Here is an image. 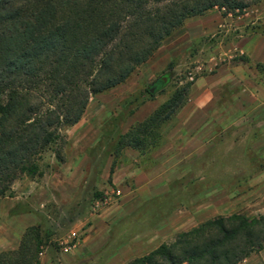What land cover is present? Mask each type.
I'll return each mask as SVG.
<instances>
[{
    "label": "rangeland",
    "instance_id": "1",
    "mask_svg": "<svg viewBox=\"0 0 264 264\" xmlns=\"http://www.w3.org/2000/svg\"><path fill=\"white\" fill-rule=\"evenodd\" d=\"M239 18L245 20L242 28L232 26L214 37L196 40L189 50L173 55L168 50L174 47L177 32L158 52L157 60L168 62L166 67L152 76L145 64L126 84L91 98L82 121L64 133L65 162L59 163L52 153L41 162L44 175L34 182L45 189L52 181L59 186L55 197L43 199V208L36 211L23 200L0 201V210L10 211L11 217L35 214L43 232L51 235V245L40 256L41 264L46 253L54 264H67L62 254L66 240L72 237L76 243L103 214L112 216V249L102 259L88 258L90 261L80 264H103L128 244L151 253L162 244L173 243L179 234L218 217L264 216V75L257 63L233 48L242 38H264V5ZM212 58L217 59V67L247 65L255 76L247 85L220 88L211 119L212 135L201 142L190 135L172 140L178 127L175 117L163 128V141L155 150L118 152L119 137L130 128V116L146 103L163 105L178 89L214 73L209 67ZM165 78L167 86L150 99L147 89ZM256 91L261 96L259 102L252 96ZM160 233L162 238H158ZM241 264H264V250Z\"/></svg>",
    "mask_w": 264,
    "mask_h": 264
},
{
    "label": "trees",
    "instance_id": "2",
    "mask_svg": "<svg viewBox=\"0 0 264 264\" xmlns=\"http://www.w3.org/2000/svg\"><path fill=\"white\" fill-rule=\"evenodd\" d=\"M264 0H0V199L23 177H42L52 153L64 163L65 132L91 98L126 84L192 19L216 9L244 17ZM245 61V60H243ZM242 61V62H243ZM264 75V65L258 64ZM167 78L147 89L151 98ZM189 83L118 140V152L155 150L185 106ZM133 115V114H132ZM51 235L29 228L0 264H41ZM264 250V216L218 217L128 264H241Z\"/></svg>",
    "mask_w": 264,
    "mask_h": 264
},
{
    "label": "crops",
    "instance_id": "3",
    "mask_svg": "<svg viewBox=\"0 0 264 264\" xmlns=\"http://www.w3.org/2000/svg\"><path fill=\"white\" fill-rule=\"evenodd\" d=\"M215 11L186 23V28H184V30L181 29L178 36H176V38L174 37L172 41L174 47L168 51H172L173 55L180 54L193 47L196 40L214 37L222 31H229L228 29L232 26L240 29L245 25V20L242 18H234L231 15L223 16L220 11ZM184 36L185 39H182ZM233 48L240 51L241 54L247 55L251 62L264 65V38H257L255 36L251 38H242L238 43L233 45ZM157 57H159V53L146 64V66L150 67L152 76L166 67L168 63L158 61ZM216 61V58H212L209 65L210 69H214L215 72L198 80L192 86L188 102L176 116L178 127L172 134V140L190 135L194 138L193 140H195V142H201L210 137L213 130H215L211 124V119L216 112L220 88L230 84L247 85L250 79L255 77L252 75L253 69L247 65H243L242 63H229L217 67ZM248 87H250V89L252 88L251 86ZM259 87L257 86V91H259ZM257 91L255 94L253 93L252 96L254 100L259 102L261 96ZM261 91L264 93V88ZM160 105L161 104L157 102L146 103L138 112L130 116L127 126L131 127L136 123L143 122L155 112ZM141 174L148 179L144 173ZM118 182H120L119 173L116 174L114 185L117 186ZM49 185L50 188L45 189L44 186L40 187L33 179L23 177L18 185L13 186V196L6 197V199L10 201L23 200L25 203H28L32 209L39 211L40 208L45 206L42 202L43 199L49 201V198L55 197L54 192L59 191V186L55 181L49 182ZM149 187L146 189H150ZM143 190L146 191L145 189ZM1 200L2 199H0V201ZM111 217V214H103L95 218L89 228L81 234V238L76 241L74 247L70 251L65 252L64 249L62 250L67 264H80L88 262L95 257L102 259V257L112 249L110 229L113 222L111 221ZM34 226H41V221L33 213L26 212L11 217L10 211L5 212V210H0V253L6 249L19 247L22 235H24L29 228ZM159 237L162 238L163 234L160 233L158 238ZM61 245H63V243ZM147 254L149 253L144 249L135 248L131 244H128L119 248L108 257V260L103 264H128ZM88 258L90 260H86ZM42 264H54L51 256L47 253L42 258Z\"/></svg>",
    "mask_w": 264,
    "mask_h": 264
},
{
    "label": "built area",
    "instance_id": "4",
    "mask_svg": "<svg viewBox=\"0 0 264 264\" xmlns=\"http://www.w3.org/2000/svg\"><path fill=\"white\" fill-rule=\"evenodd\" d=\"M246 16V15H245ZM68 242L66 243V246L64 247V251L68 252L70 251L73 247H74V239L72 237H69V240H67Z\"/></svg>",
    "mask_w": 264,
    "mask_h": 264
}]
</instances>
